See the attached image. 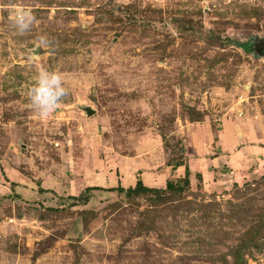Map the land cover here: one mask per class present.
<instances>
[{"label":"rangeland","instance_id":"rangeland-1","mask_svg":"<svg viewBox=\"0 0 264 264\" xmlns=\"http://www.w3.org/2000/svg\"><path fill=\"white\" fill-rule=\"evenodd\" d=\"M261 41L264 0H0V264H264Z\"/></svg>","mask_w":264,"mask_h":264},{"label":"clouds","instance_id":"clouds-1","mask_svg":"<svg viewBox=\"0 0 264 264\" xmlns=\"http://www.w3.org/2000/svg\"><path fill=\"white\" fill-rule=\"evenodd\" d=\"M10 21L19 34L31 31L37 23V18L28 8L13 10L9 17ZM49 43L45 36L40 38V46ZM68 95L62 75L55 71H40L35 81V85L30 89L29 99L32 107L41 115L53 112Z\"/></svg>","mask_w":264,"mask_h":264},{"label":"trees","instance_id":"trees-1","mask_svg":"<svg viewBox=\"0 0 264 264\" xmlns=\"http://www.w3.org/2000/svg\"><path fill=\"white\" fill-rule=\"evenodd\" d=\"M249 43V42H248ZM253 41L250 42L249 44H240V46H246V48H248V50L250 48H253ZM250 46V48H249ZM190 169L187 168L186 170V176L184 178H180V180L178 181H174V180H169L168 181V185H167V188L164 190L162 189L163 191H166V190H174L178 184V182H184L185 185H189L190 184ZM42 189V188H41ZM97 189H100L98 187H88L86 188L85 190V193L79 195V196H70L71 199H73L75 201V203H88L90 201V198H91V192L94 191V190H97ZM112 191H118L120 193H126L127 195H141V194H144V193H147V192H150V191H155V190H159L158 188H150L148 186H146L142 180V178H139L136 185L135 186H130L128 188H125L123 186H118L116 188H111ZM42 191H48V190H45V189H42Z\"/></svg>","mask_w":264,"mask_h":264},{"label":"water","instance_id":"water-1","mask_svg":"<svg viewBox=\"0 0 264 264\" xmlns=\"http://www.w3.org/2000/svg\"><path fill=\"white\" fill-rule=\"evenodd\" d=\"M258 50V53L259 54H264V42L263 41H261L260 43H259V48L257 49ZM36 51V50H35ZM35 53H37V52H35ZM85 111H86V113L89 115V116H92V115H94L95 113H96V110L95 109H93L91 106H85Z\"/></svg>","mask_w":264,"mask_h":264},{"label":"crops","instance_id":"crops-1","mask_svg":"<svg viewBox=\"0 0 264 264\" xmlns=\"http://www.w3.org/2000/svg\"><path fill=\"white\" fill-rule=\"evenodd\" d=\"M257 149H260L259 150V151H261L260 154H264V148L263 147H257Z\"/></svg>","mask_w":264,"mask_h":264}]
</instances>
